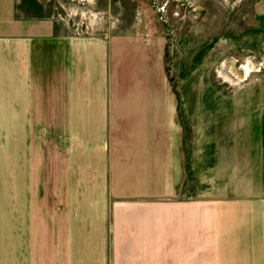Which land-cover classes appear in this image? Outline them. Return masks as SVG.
Returning a JSON list of instances; mask_svg holds the SVG:
<instances>
[{
    "label": "rangeland",
    "instance_id": "obj_1",
    "mask_svg": "<svg viewBox=\"0 0 264 264\" xmlns=\"http://www.w3.org/2000/svg\"><path fill=\"white\" fill-rule=\"evenodd\" d=\"M142 94L160 124L178 111L187 157L264 192V0H0V264H114L134 133L87 116Z\"/></svg>",
    "mask_w": 264,
    "mask_h": 264
},
{
    "label": "crops",
    "instance_id": "obj_2",
    "mask_svg": "<svg viewBox=\"0 0 264 264\" xmlns=\"http://www.w3.org/2000/svg\"><path fill=\"white\" fill-rule=\"evenodd\" d=\"M110 96L102 100H116ZM135 97L117 99L122 102L110 105L106 114L98 110L87 116L92 122L104 119L105 133L116 132V123L134 133L116 163L117 186L128 190L118 194L113 206L114 264H264L262 188L250 185L239 192L233 157L225 169L220 153L208 157L200 150L187 157L183 138L174 139L181 133L179 120L174 121L178 111L164 109L165 123L160 124L157 105L140 103L156 102L157 96ZM160 131L172 135L159 140ZM105 157L106 174L113 160ZM108 213L104 206V230Z\"/></svg>",
    "mask_w": 264,
    "mask_h": 264
}]
</instances>
